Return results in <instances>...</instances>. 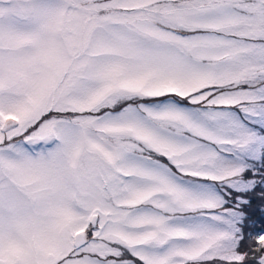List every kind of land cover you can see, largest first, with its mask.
Wrapping results in <instances>:
<instances>
[{"label": "snow or ice", "instance_id": "obj_1", "mask_svg": "<svg viewBox=\"0 0 264 264\" xmlns=\"http://www.w3.org/2000/svg\"><path fill=\"white\" fill-rule=\"evenodd\" d=\"M0 264H264V0H0Z\"/></svg>", "mask_w": 264, "mask_h": 264}]
</instances>
